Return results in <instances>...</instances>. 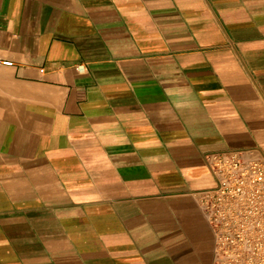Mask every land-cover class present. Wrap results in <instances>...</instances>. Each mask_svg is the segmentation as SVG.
I'll return each instance as SVG.
<instances>
[{
  "label": "crops",
  "instance_id": "0c3cea01",
  "mask_svg": "<svg viewBox=\"0 0 264 264\" xmlns=\"http://www.w3.org/2000/svg\"><path fill=\"white\" fill-rule=\"evenodd\" d=\"M0 264H212V152L264 159V0H0Z\"/></svg>",
  "mask_w": 264,
  "mask_h": 264
},
{
  "label": "built area",
  "instance_id": "2783aa9c",
  "mask_svg": "<svg viewBox=\"0 0 264 264\" xmlns=\"http://www.w3.org/2000/svg\"><path fill=\"white\" fill-rule=\"evenodd\" d=\"M207 163L214 185L199 204L214 236L212 264H264V159L234 150L212 152Z\"/></svg>",
  "mask_w": 264,
  "mask_h": 264
}]
</instances>
